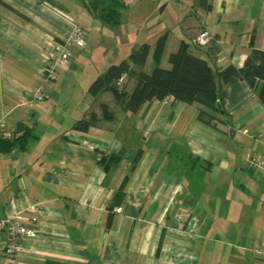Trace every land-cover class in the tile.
I'll use <instances>...</instances> for the list:
<instances>
[{"label": "crops", "instance_id": "1", "mask_svg": "<svg viewBox=\"0 0 264 264\" xmlns=\"http://www.w3.org/2000/svg\"><path fill=\"white\" fill-rule=\"evenodd\" d=\"M119 1L121 15L137 6L139 22L146 6H156L164 20L120 47L110 40L114 33L102 35L109 24L100 8L114 0H0V131L12 137L23 123L34 134L25 148L0 152V218L28 222L31 206L42 208L18 264H264L255 252L264 233V185L250 162L264 142V104L245 81L221 88L227 116H215L228 122L223 130L201 122L196 104L169 97L131 112L114 96L88 90L143 43L149 72L162 35L160 62L170 67L169 53L181 41L191 46L202 28L217 38L225 64L240 66L252 48L264 49V0H209L198 9L176 0L177 17L165 10L172 0ZM74 26L87 44L72 47L73 59L56 67V81L41 88L37 102L47 51ZM194 52L215 56L212 46ZM116 82L127 92L136 84ZM102 105L112 116L73 129L91 112L100 116ZM119 153L108 168L99 162ZM122 185L113 212L108 205ZM4 242L1 231L0 263Z\"/></svg>", "mask_w": 264, "mask_h": 264}, {"label": "trees", "instance_id": "2", "mask_svg": "<svg viewBox=\"0 0 264 264\" xmlns=\"http://www.w3.org/2000/svg\"><path fill=\"white\" fill-rule=\"evenodd\" d=\"M113 2V1H112ZM201 4L209 8V0H200ZM99 3H93L91 12L96 13ZM124 4L119 0L114 3L103 5L102 22L110 26H117L120 23L121 10ZM94 17L100 19L94 14ZM166 36H160L155 44L153 52V67L149 72L144 70L150 47L143 43L132 51L126 58L117 64L110 65L107 70L98 76L90 85L89 92L93 96L111 90L114 100L117 101L125 110L135 112L143 104L151 103L153 100H164L172 97L176 101L186 104L198 105V119L218 130H223L228 122H222L215 114L219 112V105L223 109L221 100V88L234 83L237 80L245 81L255 93L257 98L264 104V49L252 48L249 55L244 59L240 66L231 63L222 67H217L209 60V56H200L194 50L200 48L195 45L181 41L178 48L168 55L170 67L159 65L161 54L165 46ZM216 52L218 48L212 46ZM122 78L136 80L135 87L131 92H127L125 86L119 88L114 84ZM101 115L97 116L91 112L86 117L77 120L73 129L86 131L89 127L97 125L100 117L112 116V112L107 111V106H101ZM32 126L19 123L12 137H6L0 131V152H8L15 145L20 149L25 148L29 138L34 137ZM121 153L111 154L108 157L102 156L99 162L104 168L118 163ZM137 159V157H136ZM124 197L123 185L115 193L108 208L112 211L114 206H118Z\"/></svg>", "mask_w": 264, "mask_h": 264}, {"label": "built area", "instance_id": "3", "mask_svg": "<svg viewBox=\"0 0 264 264\" xmlns=\"http://www.w3.org/2000/svg\"><path fill=\"white\" fill-rule=\"evenodd\" d=\"M195 45L199 47L214 46L218 48L212 62L217 67H222L227 62L225 52L220 48L218 40L207 28H202L194 38ZM87 44L85 31L80 26H74L70 34L62 40L53 43L47 51L44 66L41 72L40 89L35 95V100H43L41 88L53 84L57 79L56 67L59 64L69 62L73 59L72 47L75 45L85 46ZM2 126V125H1ZM2 128V127H1ZM252 165L259 167L262 171V183L264 185V142L259 157H250ZM118 210V206L112 208L113 212ZM42 214V208L39 204L31 206L28 222L20 221L14 217L0 218V232L5 233V242L2 245L3 259L0 264H18V256L24 246V240L34 233L32 225L38 221ZM255 252L264 256V233L260 239Z\"/></svg>", "mask_w": 264, "mask_h": 264}, {"label": "rangeland", "instance_id": "4", "mask_svg": "<svg viewBox=\"0 0 264 264\" xmlns=\"http://www.w3.org/2000/svg\"><path fill=\"white\" fill-rule=\"evenodd\" d=\"M178 1L180 0H177V2ZM187 1H189V4L193 5L194 9H198L200 0H187ZM171 2L172 4L165 9L166 13L168 12L171 15L177 17V14H181L182 11L177 7V5L174 4L176 0H172ZM145 8H147L148 10L145 9L143 18H140L139 22L137 21L136 18L138 17L139 14V9L137 6L130 7L129 8L130 11L128 9L126 11H123L122 15L120 16V23L117 26L104 25V31L102 35L105 37L109 34V32L114 33L115 35L114 38H111L110 40L113 44H116L117 46L120 47H122L121 45L123 44L124 46H126L125 42L128 43V46L133 45V42H136L137 34L139 36L143 35L148 29L158 27V24L156 23H158L160 20H164L163 15L165 13L161 16L158 9H156V6L155 7L146 6ZM182 8L187 15L191 14V11L185 6V4L184 7ZM169 20L172 21L171 19ZM141 28H143L144 30L142 31ZM177 33H179V31H177ZM164 56L165 53L163 54V58ZM151 64H153V62L148 63L147 67H149ZM159 65L167 68L163 61H161ZM128 89L131 91L133 89V86L129 85ZM102 94H107V96H111V97L113 96V92L111 90L104 91Z\"/></svg>", "mask_w": 264, "mask_h": 264}, {"label": "water", "instance_id": "5", "mask_svg": "<svg viewBox=\"0 0 264 264\" xmlns=\"http://www.w3.org/2000/svg\"><path fill=\"white\" fill-rule=\"evenodd\" d=\"M117 82L115 81L114 84H116ZM219 112L222 114L223 113V109L222 107L219 105Z\"/></svg>", "mask_w": 264, "mask_h": 264}]
</instances>
